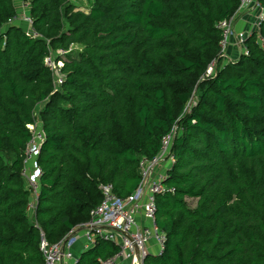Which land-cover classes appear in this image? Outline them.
I'll list each match as a JSON object with an SVG mask.
<instances>
[{
	"label": "trees",
	"instance_id": "16d2710c",
	"mask_svg": "<svg viewBox=\"0 0 264 264\" xmlns=\"http://www.w3.org/2000/svg\"><path fill=\"white\" fill-rule=\"evenodd\" d=\"M24 1L36 36L9 23L18 2L0 0V264H40L41 234L53 243L81 228L101 185L132 194L169 134L175 162L156 196L167 240L144 264H264V20L232 61L217 24L240 0ZM59 49L56 87L45 58ZM37 113L31 214L23 169ZM119 252L98 238L75 264Z\"/></svg>",
	"mask_w": 264,
	"mask_h": 264
},
{
	"label": "built area",
	"instance_id": "2783aa9c",
	"mask_svg": "<svg viewBox=\"0 0 264 264\" xmlns=\"http://www.w3.org/2000/svg\"><path fill=\"white\" fill-rule=\"evenodd\" d=\"M16 1L18 2L17 11L10 18L9 23H23L36 36L32 30L33 19L30 15L29 3L24 0ZM253 10L259 11L252 26L253 29H258L264 20V6L259 0H240L234 17L217 24L223 34V54H226L232 40L235 42L233 45L238 47L241 54L249 52L247 38L250 33L236 31L233 24L236 15ZM261 43L264 46L263 39ZM65 52L63 51V54ZM45 63L53 71L56 87L61 86L65 78L61 70L63 61L56 60L51 52L45 58ZM41 125L39 122L29 125L33 138L27 145L24 159L23 176L32 192L29 204L31 214L36 209L40 178L43 173L38 162L41 144L44 140ZM172 139V134L163 138L162 148L156 158L141 160V182L132 194L120 197L114 193L111 185H101L102 201L90 211V219L81 228L71 231L66 237L53 243L49 242L42 233L40 251L43 261L40 264H75L77 259L73 253V246L80 238L86 241L85 249L93 246L98 238L120 248L119 254L106 260H100V264H117L119 257L129 261V264H144L146 257L150 254L149 243L152 239L157 242L159 253L162 252L167 239L156 225V196L166 191L164 180L167 169L175 162V157L170 151ZM164 164L167 165L163 167Z\"/></svg>",
	"mask_w": 264,
	"mask_h": 264
},
{
	"label": "rangeland",
	"instance_id": "374dc122",
	"mask_svg": "<svg viewBox=\"0 0 264 264\" xmlns=\"http://www.w3.org/2000/svg\"><path fill=\"white\" fill-rule=\"evenodd\" d=\"M71 1L74 2V4H76V6H78L80 9L85 10V11H87L89 9V7H90L89 0H71ZM258 13H259V11L253 10L251 12H247V13L244 12V13H241L239 15H236V18L234 19V24H233L234 25V29L236 31H244L245 33H248V34L250 33L251 34V31H252L253 27L251 28L250 26H253V24L255 23V20H256V17L258 15ZM244 18H250L249 23L247 24L246 27H244L245 23H243V22H246L247 20H245ZM233 43H235L234 40H232V44ZM73 49H77V48L74 47ZM230 49H235V50L231 51ZM229 50L231 52H229ZM63 51L64 50H61V49L53 50L52 51L53 57L56 58V60L58 58L65 59V53L66 52L63 54ZM226 55L230 58V60L235 61V60L239 59V57L241 56V53H240V50L238 49V47H236L235 44H234L232 46V48L231 47L227 48ZM63 65H64V63H63ZM215 65H216V62H212L210 64V67L208 69V73L209 74L214 73V71H215L214 70V66ZM36 116H37V122L41 123V120H40L41 118L39 116V113H37ZM165 165H167V164H164L163 167H165ZM189 202H190V204L192 206L195 205V201L194 200H190Z\"/></svg>",
	"mask_w": 264,
	"mask_h": 264
},
{
	"label": "crops",
	"instance_id": "0c3cea01",
	"mask_svg": "<svg viewBox=\"0 0 264 264\" xmlns=\"http://www.w3.org/2000/svg\"><path fill=\"white\" fill-rule=\"evenodd\" d=\"M244 19L247 20L246 22H243V23H245L244 27H246L247 24L249 23L250 18H244ZM250 27L252 28V26H250ZM232 46H233V44L230 45L231 48H232ZM230 50L234 51L235 49H230ZM230 50H229V52H231ZM85 244H86L85 239L80 238L76 242V244L73 246V253H74V256L77 260L80 258L81 254L85 250H87V249H85ZM149 252L151 255L159 254V246L154 239H152L149 243ZM117 264H129V261L125 260L124 258L119 257V258H117Z\"/></svg>",
	"mask_w": 264,
	"mask_h": 264
}]
</instances>
